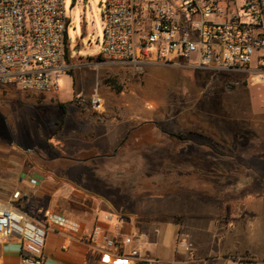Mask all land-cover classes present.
I'll use <instances>...</instances> for the list:
<instances>
[{
    "label": "rangeland",
    "instance_id": "374dc122",
    "mask_svg": "<svg viewBox=\"0 0 264 264\" xmlns=\"http://www.w3.org/2000/svg\"><path fill=\"white\" fill-rule=\"evenodd\" d=\"M103 2L64 0L67 74L57 96L0 86V178L64 177L137 225L169 221L178 233L207 218L226 224L227 215L253 205L247 196L257 205L264 198V80L193 69L172 55L173 66L142 73L109 63L99 55ZM95 89L103 98L99 116L76 101ZM87 145L88 153L79 149ZM204 164L224 165L222 179L199 185L207 182L199 178ZM240 176L255 180L238 186ZM186 239L192 242L189 233Z\"/></svg>",
    "mask_w": 264,
    "mask_h": 264
},
{
    "label": "built area",
    "instance_id": "2783aa9c",
    "mask_svg": "<svg viewBox=\"0 0 264 264\" xmlns=\"http://www.w3.org/2000/svg\"><path fill=\"white\" fill-rule=\"evenodd\" d=\"M99 55L142 73L151 65L181 64L212 73L257 74L264 80V0H104ZM68 19L64 0H0V86L50 94L65 74ZM77 104L103 112L95 89ZM25 196L0 199V255L4 243L20 245L22 264H44L49 233L65 234L89 247L95 264H160L147 254V233L108 211L89 233L54 212L25 209ZM130 227L127 233L123 228ZM183 235L178 247L189 256Z\"/></svg>",
    "mask_w": 264,
    "mask_h": 264
},
{
    "label": "crops",
    "instance_id": "0c3cea01",
    "mask_svg": "<svg viewBox=\"0 0 264 264\" xmlns=\"http://www.w3.org/2000/svg\"><path fill=\"white\" fill-rule=\"evenodd\" d=\"M14 90L18 89L10 87V92ZM53 94L57 96V92ZM79 149L88 153L91 148L87 145ZM89 158L59 157L60 160L69 163H85ZM203 167L200 168L199 178L206 179L207 182H199V185H208L206 183L212 185L216 183L214 181L222 179L224 165L204 164ZM240 177V179L236 178L238 186L239 180L242 183L244 180H255V177ZM16 191L25 196V209L30 214L37 215L42 211L57 213L79 224L83 233H89L96 220L104 213L116 211L110 210L111 206L107 202L105 206L102 203V200L106 201L104 199H100L101 201L89 199L87 192L80 190L74 182L64 177L25 175L11 183L9 179L7 181L0 178V199H8ZM252 199L254 197L251 195L245 198L246 203L253 201V205L248 203L249 209L227 215L230 220L226 224L207 218L199 224L198 229H183L179 233L177 229L179 225L169 221L139 222L137 225L126 216L129 219L127 224L147 233L146 252L150 257L158 259L160 264H264V198L257 200V205ZM116 212L123 214L121 211ZM129 228L127 226L123 228L122 233H127ZM187 233L192 241L186 239L193 250L190 256L178 247L179 241L183 240V235ZM44 257V264H95L96 262V257L89 247L79 243L76 238L59 233L48 234ZM21 260V249L17 241L11 240L2 245L0 264H22Z\"/></svg>",
    "mask_w": 264,
    "mask_h": 264
},
{
    "label": "trees",
    "instance_id": "16d2710c",
    "mask_svg": "<svg viewBox=\"0 0 264 264\" xmlns=\"http://www.w3.org/2000/svg\"><path fill=\"white\" fill-rule=\"evenodd\" d=\"M65 39H66V41L68 40V38H67V35H65ZM65 51H66V49H65ZM95 257H96V260L95 261H97V256L95 255Z\"/></svg>",
    "mask_w": 264,
    "mask_h": 264
}]
</instances>
